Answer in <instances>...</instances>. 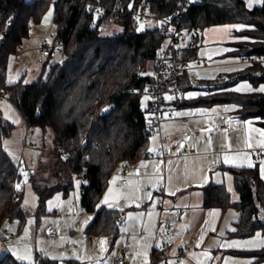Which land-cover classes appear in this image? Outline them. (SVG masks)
I'll list each match as a JSON object with an SVG mask.
<instances>
[{"label": "trees", "instance_id": "16d2710c", "mask_svg": "<svg viewBox=\"0 0 264 264\" xmlns=\"http://www.w3.org/2000/svg\"><path fill=\"white\" fill-rule=\"evenodd\" d=\"M90 1L0 0V96L19 112L27 127L43 134L53 133V150L46 159L40 160L39 169L48 167L57 182L38 185L35 174L30 173L33 189L39 196L38 215L44 211L49 198L58 192L67 195L78 179L83 215H92L86 234L113 241L120 235L124 214L102 206L101 201L113 174L122 164L134 165L149 156L155 133L147 123L151 102L142 93L152 83V76L147 73L155 68L166 34L159 28L138 31L141 25L128 11L132 0H104L109 7L124 5L125 15L120 19H113L112 15L96 19L86 9ZM135 1L148 3L157 17H167L178 7V0ZM247 4L246 0H196L189 7L183 23L190 37L184 50L185 60H199L206 29L242 24L254 28L243 33L254 42L237 45L236 55L246 60L254 58L256 62L241 71L221 74L196 85L184 76L185 91L196 88L207 94L190 101L178 99L172 105L175 110L232 106L241 119L258 120L257 124L264 129V94L230 91L244 81L255 88L264 84V65L260 62L264 60V3L252 8ZM50 8L56 27L52 47L63 46L64 61L51 65L47 76L33 83H26L25 75L20 81L9 83L8 69L13 55H18L21 45L31 35L32 26L41 24ZM106 24L118 25L122 33L105 35ZM105 108L107 112L102 115ZM13 128L0 116V229L6 221L15 219L20 220V229L26 217L21 206L24 192L16 189L22 175L4 148ZM63 169L68 176L66 184L60 182ZM230 172L238 202H232L225 185L209 184L203 187L204 207L222 212L234 207L240 212L236 231L229 235L232 238H250L257 232L264 234V181L260 163L253 168L230 169ZM234 254L264 262V249ZM161 261L159 257L157 264ZM0 264L21 263L7 254L0 259ZM37 264L81 263L40 259Z\"/></svg>", "mask_w": 264, "mask_h": 264}, {"label": "crops", "instance_id": "0c3cea01", "mask_svg": "<svg viewBox=\"0 0 264 264\" xmlns=\"http://www.w3.org/2000/svg\"><path fill=\"white\" fill-rule=\"evenodd\" d=\"M246 1L247 3L249 2V0ZM261 4L253 3V7L260 6ZM45 17L43 22L46 23L52 19V17H49L45 20ZM233 25L239 26L242 24L213 26L204 31L203 41L199 51V60L195 61L198 65L199 77L194 82V85L200 81L215 79L221 74L241 71L251 65L249 60L236 55L238 50L236 46L240 43L253 42V39L239 35L245 30H253V27L242 25L244 27L237 30V28L229 27ZM189 39L190 37L185 41V47L190 42ZM26 42L28 41H24L21 45L17 61H11L12 65L9 66L8 81L11 78L12 83L21 74L23 77L27 70L32 67L26 65ZM47 45L49 44L44 41V44L40 48L28 47V49L30 52H34L39 60L41 48ZM53 53L47 58L48 60L52 58ZM213 58L226 59L225 68L218 75H215L210 70L212 63H214ZM244 83H247L255 89L251 83L246 81L240 82L232 89ZM261 86H264V84ZM189 93L194 94L192 98H188ZM236 93L253 94L258 92ZM206 94V91L195 88L186 91L184 99L188 101L195 100ZM1 99L6 100L0 96ZM225 107L232 108V106ZM212 109L204 110L211 111ZM174 111L175 108H172V117H165L164 119L165 121L167 120L163 127L165 134L162 137H156L155 140L152 138L151 149H155V151H149V154L151 153L154 156L134 164V170L131 172L133 175L129 178L132 184L124 187H116L119 180L117 176L118 170L112 176L117 177L114 187L118 190V193L115 194L112 192L109 203L116 204L117 206L114 208L124 214V222L121 226L120 235L113 241L107 237L88 236L86 231L92 219L87 224L84 223L81 227H79L80 221L66 222V224L61 226L59 223L63 219L62 217L59 222L52 224L56 225L57 229H60L62 237L60 238L59 235L56 239L51 240L46 236L45 240H48L50 243V246L45 252L47 259L53 260L51 257H53L54 253L55 257L57 256L55 260L61 262L77 260L81 264H115L116 260L123 256L121 247L127 241L124 233L130 232L131 249L124 256L125 264H152L153 257L156 259L162 257L165 264H174L176 261H179V264H247L249 261L251 264H264V262H257L255 258L234 254L236 252L259 251L264 248L227 246L232 241L242 242L253 239L255 235L245 239L230 237V233L234 232L231 229H235L236 223L240 220V212L234 207L224 212L217 208H205L203 194V187L209 184L225 185L228 191L231 188L229 192L232 202H238L239 195L235 190L230 169H247L249 168L247 167L248 162H251L253 167L259 162L261 173V168H264V163H262L264 162V148H261L259 143L264 141V136L260 135V132L264 131V129L257 124L258 120H243L234 110H222L218 114H208L207 112L205 113V117L201 119L202 122L204 121L203 124L201 121H196L191 124L186 118H183V122L173 121L176 119ZM201 115L204 114L201 113ZM0 116L2 117L1 110ZM222 116H228L229 120L220 123L218 129H213L211 132L206 131L207 133L202 134L200 131H196L198 134L192 136L191 133L195 132L193 130H196V127L211 129V127H214L217 119ZM246 121H251V125L245 123ZM250 129L259 131H251ZM224 133H227V135H223ZM163 137L165 139L167 138V141ZM161 138L164 140V147L170 149L173 153L171 158L166 160L163 159L161 154ZM209 138L212 141L210 145L207 143ZM166 142L168 144H165ZM248 143L252 144L251 148L247 146ZM181 144L183 147H181ZM226 155H246L247 158L226 163L224 160ZM141 163L146 164L149 169L140 168ZM156 166L160 170L159 176L151 175L155 172ZM138 168L139 175H136L135 172ZM145 173L149 175L146 176ZM261 178L264 181V175L262 173ZM147 193H151V199L147 198ZM141 213L144 215L141 216ZM210 213H214V215H209ZM129 215L133 219H128ZM86 216L82 215V217ZM6 228L0 229V259L7 254L11 255L13 252L18 256H24L22 255L24 252L22 243L18 246L12 245L9 247L7 245L10 239L16 240V236L11 234ZM75 229H79V231L84 232L87 236V239L82 244V247L85 249L81 251L76 242L70 247L67 244V241L74 239L72 235L75 234ZM15 230H17V233L19 227ZM7 233L11 235L10 238H5ZM259 233H261V238L264 239V234L262 232ZM101 239L106 241L105 251H101L99 243ZM116 245H118V250L113 254V248ZM52 246L53 250H51ZM181 247H185L186 250L184 253H181ZM60 248H63V250L61 251ZM155 250L157 253L156 256L154 255ZM111 253L113 256H111ZM144 253H147V256ZM11 256L17 262L27 264L25 262L26 260H19L16 259V256ZM77 257L80 258L77 259ZM38 261L36 260L35 264Z\"/></svg>", "mask_w": 264, "mask_h": 264}, {"label": "rangeland", "instance_id": "374dc122", "mask_svg": "<svg viewBox=\"0 0 264 264\" xmlns=\"http://www.w3.org/2000/svg\"><path fill=\"white\" fill-rule=\"evenodd\" d=\"M52 15L50 17H53V11L52 8L50 10ZM48 11V13H49ZM48 13L46 15H48ZM45 21V20H44ZM143 25V30L153 29L156 28L157 23H148V24H141ZM246 26V25H245ZM104 34L105 35H120L122 33L121 27L115 24H106L104 27ZM254 29V28H253ZM250 31V30H245ZM56 27L53 23V20L51 19L50 22L46 23L43 22L39 25H33L31 30V35L28 39H26V47H27V54H26V65L32 66L31 69H28L24 81L27 83H33L37 81L40 77L45 78L49 72L50 66L56 63H62L64 61V55L61 52H58L54 50L53 56L51 59H47V62L41 63L37 56H35L34 52H30L28 47L31 48H40L42 44H44V41L49 44V46H52L53 38L55 36ZM244 32H241L239 35L248 37L247 35L243 34ZM251 39V38H250ZM254 42V40H253ZM246 43H252V42H246ZM243 44V43H240ZM223 47V46H221ZM225 47V46H224ZM37 53V51H35ZM13 59V58H12ZM11 59V61H13ZM254 59V58H253ZM214 63H212V67L210 70L213 71L215 75H218L221 71L224 70L226 65V59L218 58L214 59ZM10 65H12L10 63ZM9 65V66H10ZM214 66V67H213ZM43 69H45L43 73ZM203 72V70H202ZM151 73V72H150ZM22 77V74L20 77L15 79V82L20 81ZM225 106H218L214 109H216V112L210 111V110H204V109H187V110H175V118L173 121H180L183 122V118L188 119L191 124L195 123L196 121L200 122L202 118L205 117V113L208 112L212 114H218L220 111H222ZM0 110L2 112V117L4 120L8 121L13 125V131L9 138H7L4 142V148L6 152L9 154V156L12 158V160L16 163V165L19 168V171L22 175L21 182H20V188L23 190L24 195L22 199V210L26 214L24 223L22 227L18 230L17 229L20 226V220H12V221H6L4 225L2 226V229L9 230L11 234H14L16 236V240H9L7 245L10 247L12 245H19L23 244L22 248L24 250L22 255H26L28 252H31L34 262L36 263V260L40 259H47L46 256V249L50 246V243L46 239V234L48 227L55 222H59V220L63 217H65V224L66 222L71 221H80L79 227L83 226L84 221L91 217L92 215L87 214L86 217H82L84 209L82 208L80 204V184L79 187H77L76 182L80 181L78 179L74 180V187L73 189L65 195L62 192H58L54 194L51 198H49L46 201L44 211L38 215V209H39V196L36 194V192L33 189V180L30 178V173L32 172L35 174V181L38 185H52L55 182H57L56 177H52V172L48 167L43 168L42 170L39 169V163L40 160L49 155V151L53 150L52 142H53V133L51 131H47L45 134L42 132H38L36 135H34V140L36 142L35 148H24V135H25V122L23 121L22 116L19 114V112L12 106V104L4 99L0 100ZM210 111V112H209ZM176 113H191L190 115H176ZM203 113L204 115H201ZM167 121V120H166ZM165 120L161 123V136L165 134L163 132V127L166 122ZM202 122V121H201ZM204 121L202 122V124ZM205 128L196 127V130L193 131H200L202 133H207ZM192 131V132H193ZM153 137H158V135H153ZM165 139V137H163ZM44 139V142H43ZM167 139V138H166ZM165 139V140H166ZM167 141V140H166ZM165 144H168L166 142ZM26 174V176H25ZM50 176V177H49ZM50 179V180H47ZM113 180V177L110 180L109 186L107 191L104 194L108 193L109 188L113 189V193L117 194L118 190L115 189L114 184L111 183ZM60 182L63 184H66L68 182V176L66 169H63V171L60 173ZM59 197V200L56 198ZM104 197L102 198V201L104 200ZM27 201V203H25ZM49 201L52 202L51 210H49ZM101 205L106 206L105 204ZM56 212H60L62 216L57 215ZM60 217V218H59ZM31 221V223H30ZM89 220L88 222H90ZM65 227V226H64ZM63 227V228H64ZM67 228V227H65ZM25 229H27V234H25ZM59 231V237H62V234ZM74 239L67 241V244L72 246V244H78L80 251L82 249H85L82 247V244L85 239H87V236L84 234V232L79 231V229H75V234L72 235ZM59 238V239H60ZM64 246V244H62ZM41 250H44L43 252ZM51 250H53V246L51 247ZM70 250V248H69ZM113 254L115 251L118 250V245H116L113 248ZM57 254H59L57 252ZM111 253V256H113ZM13 255V253H11ZM14 256V255H13ZM53 256L54 253H53ZM57 257V256H56ZM27 264H29V261H25Z\"/></svg>", "mask_w": 264, "mask_h": 264}, {"label": "built area", "instance_id": "2783aa9c", "mask_svg": "<svg viewBox=\"0 0 264 264\" xmlns=\"http://www.w3.org/2000/svg\"><path fill=\"white\" fill-rule=\"evenodd\" d=\"M192 3L188 0H178V7L176 11L167 17H157L150 8V5L145 1H141L133 6V10L129 13L132 18L141 24L157 23L156 28L161 29L166 34L165 44L159 51L155 68L151 71L152 83L150 86L142 93V96L148 97L151 102L150 109L147 114V123L153 129V133L161 136V123L164 121L165 117H172L173 103L178 99L185 98L186 91L183 88V78L188 76L191 82H195L198 77V65L195 62L187 61L184 59L185 41L188 38V33L183 28L184 18L189 7ZM88 12L94 13L96 19H103L107 15H112L113 19H120L124 17V5L120 3L118 6L109 7L105 4L104 0H92L86 5ZM163 22V23H162ZM7 36V33H4ZM56 50L58 52L63 51L62 45L43 46L41 48V54L39 56V61L41 63L45 62L46 59L51 56L52 52ZM17 54L13 55V62L17 61ZM249 62L255 63V59H250ZM263 64L264 60H260ZM173 97L172 99H166V97ZM25 135H24V148H35L36 142L34 140V135L38 133L37 129L29 128L25 124ZM192 136H196L198 132L191 133ZM161 154L163 159H169L173 155L170 149L164 147V140L161 138ZM65 154L62 153V156ZM154 155L149 154V158ZM146 170L149 169L145 168ZM134 170V165L131 163H124L120 166L117 171V176L119 178L116 187H124L128 185L130 178V173ZM60 215V213L58 212ZM65 224L64 220L61 219L59 225L63 226ZM46 236L53 240L59 236V232L56 225H50L47 230ZM127 241L124 246L121 247L122 255L116 260L115 264H125L124 256L129 253L131 249L130 232L124 233ZM11 235L7 233L5 238H10ZM1 240V238H0ZM62 251L63 248H60ZM185 247H181V253L185 252ZM152 264H157V259L152 258ZM160 264H164L163 258ZM174 264H179L176 261Z\"/></svg>", "mask_w": 264, "mask_h": 264}, {"label": "snow or ice", "instance_id": "6c2138e0", "mask_svg": "<svg viewBox=\"0 0 264 264\" xmlns=\"http://www.w3.org/2000/svg\"><path fill=\"white\" fill-rule=\"evenodd\" d=\"M188 2L189 3H195L196 0H188ZM253 3H264V0H249V2L247 4L248 8H252L253 7ZM130 7H131V5H130ZM51 15H52V13H51V11H49L48 15L45 17V20H47ZM229 27H234V28H237V30H240L244 26H242V25H239V26L233 25V26H229ZM142 30H143V25L140 26V28L138 29V31H142ZM147 75H151V73H147ZM8 82L9 83H12L13 81L10 78ZM230 91H235V92H249V93L255 91V92L264 93V86H261V87H258V88L253 89L250 85H248L247 83H244V84H241V85H239L238 87H236L234 89H231ZM193 95L194 94L189 93L188 94V98H192ZM172 98L173 97H170V96L169 97H166V99H172ZM147 99H148V97H145V100H147ZM223 110L224 111H232V110H234V107H232V108L226 107ZM105 111H107V109H105ZM211 111L216 112L217 110L216 109H212ZM190 114L191 113H176V115H190ZM245 123L251 125V121H246ZM250 130L251 131H259V130H256V129H250ZM203 131L211 132L212 129H205V130H202V132ZM223 135H227V133H224ZM260 135L261 136H264V131L260 132ZM153 139L155 140V137H153ZM211 142H212L211 141V138H209L208 141H207V143L210 145ZM247 146L249 148H251L252 147V144L251 143H248ZM259 146L261 148H264V141H261L259 143ZM181 147H183L182 144H181ZM149 151L150 152L151 151H155V149H149ZM246 158H247L246 155L245 156H240V155H237V156H228V155H226L224 157V160L227 163V162H230V161H235V160H239V159H246ZM169 163H171V162H169ZM262 163H264V162H262ZM237 166H241V165H237ZM139 167L140 168H147V165L144 164V163H141V165ZM247 167L251 168V167H253V164L251 162H248L247 163ZM159 171H160L159 170V167L156 166L155 172H153L151 175L159 176ZM261 173H262V175H264V168H261ZM135 174L136 175H139V168L136 170ZM130 175H133V174L130 173ZM145 175L147 176L149 174L148 173H145ZM25 176H26V174H25ZM116 179H117V177H113V180L111 181V183L114 184L116 182ZM128 183L131 185L132 184V181H128ZM76 184H77V187H79L80 181H77ZM16 189L17 190L20 189V185L19 184L16 185ZM137 190H139V189H137ZM229 191H231V188H229ZM112 192H113V189L112 188H109L108 193L105 195L104 200L102 201V204L107 205V207H109V208H114V207L117 206L114 203H109V198L112 195ZM147 198L148 199H151V193H147ZM56 199L59 200V197H57ZM25 203H27V201H25ZM51 207H52V202L49 201V210H51ZM98 207H100V206L98 205ZM140 215L143 216L144 214L141 213ZM209 215H214V213H210ZM128 219L131 220V219H133V217L131 215H129ZM89 220H91V217L87 218L84 221V223L87 224ZM30 223H31V221H30ZM231 230L232 231H236V229H234V228L231 229ZM27 231L28 230L25 229V234H27ZM125 231H127V229H125ZM133 239H135V237H133ZM99 243H100L101 251H105L106 250V248H105L106 241L104 239H101ZM197 246H199V245H197ZM227 246L228 247L252 246V247L264 248V239L261 238V233L257 232L255 234V237L253 239L246 240V241H242V242L241 241H232ZM41 251L43 252L44 250H41ZM13 255L16 256V259H19V260H27V261H29V264H35L31 252H28L24 256H18L15 252H13ZM144 255L147 256V253H144ZM205 255H207V254L205 253ZM79 258L80 257H77V259H79ZM51 259L55 260V259H57V257L53 256V257H51ZM247 264H251V262L249 261V262H247Z\"/></svg>", "mask_w": 264, "mask_h": 264}, {"label": "water", "instance_id": "95a60500", "mask_svg": "<svg viewBox=\"0 0 264 264\" xmlns=\"http://www.w3.org/2000/svg\"><path fill=\"white\" fill-rule=\"evenodd\" d=\"M135 4V0H132L129 4V11L131 12L133 10V6ZM131 5V7H130ZM106 109V108H105ZM105 109L102 111V115L106 114L107 111H105ZM229 120V117L228 116H222V117H219L214 125V127H211V129H218L219 128V125L220 123L224 122V121H228Z\"/></svg>", "mask_w": 264, "mask_h": 264}]
</instances>
